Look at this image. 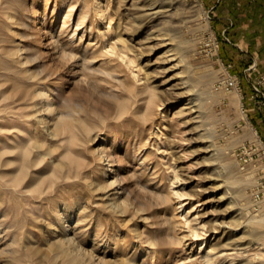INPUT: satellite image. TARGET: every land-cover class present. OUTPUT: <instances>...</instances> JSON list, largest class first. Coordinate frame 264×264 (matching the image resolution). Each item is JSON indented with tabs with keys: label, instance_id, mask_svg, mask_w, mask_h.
Instances as JSON below:
<instances>
[{
	"label": "rangeland",
	"instance_id": "rangeland-1",
	"mask_svg": "<svg viewBox=\"0 0 264 264\" xmlns=\"http://www.w3.org/2000/svg\"><path fill=\"white\" fill-rule=\"evenodd\" d=\"M209 31L187 0H0V264H264V137Z\"/></svg>",
	"mask_w": 264,
	"mask_h": 264
},
{
	"label": "trees",
	"instance_id": "trees-1",
	"mask_svg": "<svg viewBox=\"0 0 264 264\" xmlns=\"http://www.w3.org/2000/svg\"><path fill=\"white\" fill-rule=\"evenodd\" d=\"M212 12L219 57L238 76L248 118L264 137V98L262 93L251 98L256 93L254 78L264 74V0H217ZM255 57L256 69L246 76L245 68ZM261 89L264 92V86Z\"/></svg>",
	"mask_w": 264,
	"mask_h": 264
},
{
	"label": "built area",
	"instance_id": "built-area-1",
	"mask_svg": "<svg viewBox=\"0 0 264 264\" xmlns=\"http://www.w3.org/2000/svg\"><path fill=\"white\" fill-rule=\"evenodd\" d=\"M187 1H192L194 3L199 4V6L202 8V10L204 12V19L208 23V27H209L210 31L208 32V35L205 38H203L202 45L204 46V48H201V50H204V52L206 54L215 55L216 58L224 66L226 73L222 77V79L220 80V83H222L225 88L234 89L237 92H241L240 82H239L238 76L229 70L230 64L224 63L218 54L219 40L217 38L215 31L212 29V27H211L212 25L210 23L211 18H212L211 11H212L213 7L215 6V3L217 0H214V2L211 5H209L207 8L204 6L203 0H187ZM254 66H255V61H253L245 69L246 75H249L251 73V71L254 70ZM262 86H264V74L256 76L255 79L253 80V88H254L256 93L252 94L251 98L255 97L257 93H262V96L264 98V92L261 89ZM241 97H242V95H241Z\"/></svg>",
	"mask_w": 264,
	"mask_h": 264
},
{
	"label": "bare ground",
	"instance_id": "bare-ground-1",
	"mask_svg": "<svg viewBox=\"0 0 264 264\" xmlns=\"http://www.w3.org/2000/svg\"><path fill=\"white\" fill-rule=\"evenodd\" d=\"M150 8H154V5L151 6ZM237 95H238V92L237 91L234 92L233 98L237 97ZM217 187H219V185ZM217 199L219 201H223L225 199V197H224V195L221 194L217 197ZM240 222L241 221L239 220L235 224L231 225V224H227L224 221H222L217 226L213 227L212 229H208V231H210V232H212V231L221 232L222 238L225 239V242H224L225 245H224V243L223 244L217 243L213 247V249H214L213 252H209V251L205 252L204 257L208 263H211L213 260H216V258L214 259V256L222 257L221 259L224 260V257H225L224 251L226 248H235V249L237 248V245L240 243L241 238L239 239V235H235V233H236V229L238 228V225L240 224ZM239 248H240V246H239ZM230 255H232V254H230ZM228 264H230V263H228Z\"/></svg>",
	"mask_w": 264,
	"mask_h": 264
}]
</instances>
